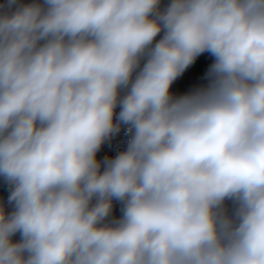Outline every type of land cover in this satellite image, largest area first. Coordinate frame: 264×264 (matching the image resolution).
Returning <instances> with one entry per match:
<instances>
[{"label": "clouds", "instance_id": "clouds-1", "mask_svg": "<svg viewBox=\"0 0 264 264\" xmlns=\"http://www.w3.org/2000/svg\"><path fill=\"white\" fill-rule=\"evenodd\" d=\"M0 179V264H264V0H0Z\"/></svg>", "mask_w": 264, "mask_h": 264}, {"label": "crops", "instance_id": "crops-1", "mask_svg": "<svg viewBox=\"0 0 264 264\" xmlns=\"http://www.w3.org/2000/svg\"><path fill=\"white\" fill-rule=\"evenodd\" d=\"M196 67L193 65L191 69L180 79L176 82L173 86V91L175 92H184L191 88L193 85L200 83L199 80L196 78ZM123 138V133L113 141L112 145L105 146V149L102 152H107L109 150L114 149L117 147ZM7 187V185L0 179V193H2Z\"/></svg>", "mask_w": 264, "mask_h": 264}, {"label": "trees", "instance_id": "trees-1", "mask_svg": "<svg viewBox=\"0 0 264 264\" xmlns=\"http://www.w3.org/2000/svg\"><path fill=\"white\" fill-rule=\"evenodd\" d=\"M162 3H167V0H162ZM211 59L212 58L210 56L205 54L199 58V60L197 61V64H195L194 66L196 67V69L198 71H200L203 74L204 70H206L207 66L211 63ZM126 142H127V137L123 134L122 141L117 147H115L114 149L109 150L107 152H101L100 155L102 156L104 154H109V155L114 156L118 151L122 150L125 147ZM8 194H9V192H8V188H7L4 192H2L0 194V200H3L6 202ZM8 210L10 211L11 209H8ZM116 212L119 215V206L118 205H117Z\"/></svg>", "mask_w": 264, "mask_h": 264}, {"label": "built area", "instance_id": "built-area-1", "mask_svg": "<svg viewBox=\"0 0 264 264\" xmlns=\"http://www.w3.org/2000/svg\"><path fill=\"white\" fill-rule=\"evenodd\" d=\"M24 2H25V3H28V2H31V0H24ZM202 75H203V74H202L200 71L196 70V78L199 80V82H201L200 77H201ZM115 214L118 215L117 212H116ZM14 239H15V240H18V239H19V236L17 235L16 237H14Z\"/></svg>", "mask_w": 264, "mask_h": 264}, {"label": "water", "instance_id": "water-1", "mask_svg": "<svg viewBox=\"0 0 264 264\" xmlns=\"http://www.w3.org/2000/svg\"><path fill=\"white\" fill-rule=\"evenodd\" d=\"M6 189H7V188H6ZM6 189H5V190H6ZM5 190H4V191H5ZM4 191H3V192H4ZM0 194H1V193H0Z\"/></svg>", "mask_w": 264, "mask_h": 264}]
</instances>
